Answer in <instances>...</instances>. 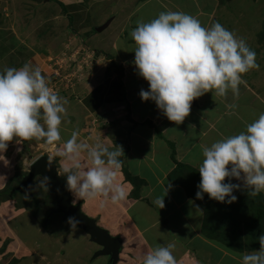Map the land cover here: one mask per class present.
<instances>
[{
    "label": "crops",
    "instance_id": "1",
    "mask_svg": "<svg viewBox=\"0 0 264 264\" xmlns=\"http://www.w3.org/2000/svg\"><path fill=\"white\" fill-rule=\"evenodd\" d=\"M246 1L0 0V71L31 62L54 90V69L62 60L78 78L72 90L56 92L68 101L61 142L49 145L44 138L10 142L3 153L8 163L0 161V185L9 182L6 172L15 171V165L8 166L11 160L23 162L27 175L41 155L56 164L59 175L67 176L66 161L56 153L78 131L79 142L102 143L110 150L122 146L125 153L119 171V182L128 192L125 200H81L70 191L71 203L121 240L115 264H142L148 251L168 243L175 245L176 264H242L245 253L260 249L264 224L259 221L249 230L252 217L242 216L243 209L230 216L224 204L208 194L197 199L196 193L203 147L245 131L264 113V49L254 37L262 36L264 27L257 26ZM165 11L190 14L207 28L216 18L215 23L246 40L260 66L243 74L238 96L229 90L226 96L208 92L194 100L183 124L170 121L155 102L142 100L141 89L150 86L133 63L137 45L130 33L138 22H150ZM81 158L87 162V153ZM42 181L37 176L31 186L38 190V206L1 203L0 225L6 235L11 231L10 246L19 254L14 264H109L105 247L87 230L80 226L72 230L70 216L52 213L55 194ZM225 182L241 185L235 195L250 194L242 180ZM259 195L256 208L264 207V192ZM158 197H165V208L154 203ZM243 200L238 198V204H245ZM236 216L244 222L232 223ZM52 217L61 221L47 220L49 228L46 219ZM61 222L64 227L52 228ZM34 231L37 238L29 240ZM47 239L58 244L55 249H45Z\"/></svg>",
    "mask_w": 264,
    "mask_h": 264
},
{
    "label": "clouds",
    "instance_id": "2",
    "mask_svg": "<svg viewBox=\"0 0 264 264\" xmlns=\"http://www.w3.org/2000/svg\"><path fill=\"white\" fill-rule=\"evenodd\" d=\"M130 35L137 45L133 63L150 86L141 89L140 97L155 102L176 124H183L193 101L208 92L226 96L231 90L238 96L243 74L260 67L256 52L244 38H237L219 22L204 27L196 17L182 11H165L150 22L140 21ZM67 103L49 87L40 67L31 62L0 71V161L8 163L3 153L14 140L20 143L44 138L49 145L61 142ZM78 137L79 132L73 131L56 153L66 161L68 190L81 200H125L128 192L119 182L120 157L125 154L122 146L110 150L102 143L91 146L79 142ZM84 152L87 162H82ZM202 154L197 199L203 200L208 194L220 203L236 202L234 192L241 185L225 182L233 178L242 180L252 196L264 192V113L245 131L204 146ZM47 181L44 177L42 186L48 187ZM154 203L165 208V197H158ZM68 223L77 230L80 221L69 217ZM258 240L260 249L245 253L242 264H264V234ZM174 248L172 243L157 246L142 257V264H176Z\"/></svg>",
    "mask_w": 264,
    "mask_h": 264
},
{
    "label": "rangeland",
    "instance_id": "3",
    "mask_svg": "<svg viewBox=\"0 0 264 264\" xmlns=\"http://www.w3.org/2000/svg\"><path fill=\"white\" fill-rule=\"evenodd\" d=\"M236 1H238V0H236ZM239 3L241 4V1H239ZM246 3H247V7H245V8L251 9L254 12V17L256 18L255 21H256V23H258L257 26H263L264 27V0H247ZM234 5L235 4H233V6ZM216 20L217 19L215 18L214 24H215ZM249 25H251V24H249ZM257 29H258V33H259L260 28L258 27ZM254 37H257L259 39L260 46L262 49H264V29L262 30V36H254ZM55 81H57V80L55 79L54 82ZM76 83L77 82H76L75 75L69 76V78L67 80L63 79V81L55 82L54 84L56 86L54 87V91L58 93L57 90H59L61 92H66L68 90H72L73 87L76 85ZM18 160H17V164H14V160H11V162L8 166H12V164H13V166L15 165V171L12 170V171L6 172L7 176L9 177L8 178L9 182H7L6 184L0 185L1 186L0 187V206H1V203H3L4 201H7L6 203H13V204H15V203L17 204V202H19V203H23V205H26L27 203L29 205L36 203L38 206V204L40 202L39 198L36 197V194H37L36 192H38V190L35 191V190H31V189L29 190L25 187H23V188L20 187V184L22 182L23 177L26 176L25 175L26 172H24V169H25L24 163L21 161H18ZM188 169L192 170L191 167H188ZM0 175L3 176L1 171H0ZM0 181H1V178H0ZM242 189L243 188H241V190ZM26 190L29 192H27ZM40 192L42 193L43 191H40ZM237 192L240 193V191H237ZM235 194H236V192H234V195ZM236 196L240 199H244L243 203H245V204H246V198H247V203L249 202L248 199L251 198L250 194H248L246 196L244 194L236 195ZM46 199H47V197H46ZM237 203H238V199L236 202H233L232 204H237ZM232 204H228L229 209H231L233 207ZM0 209H1V207H0ZM227 213L229 215V212H227ZM3 218L6 220H9L5 216ZM26 219H29V218L26 216ZM53 219L54 220L58 219V217H54V218L52 217V218L46 219V223H47L46 225H48L49 228H51V224L49 225V222L47 220L50 221ZM232 220L234 222L233 218H232ZM59 221H61V220H59ZM261 222H262V224H264V217L261 220ZM63 223L64 222H61V224L58 226H52V228L53 229L62 228V227H64ZM32 225L34 226V224H32ZM4 231H5L4 228L0 225V264H14L15 261L18 260L17 259L18 256H15V255H19V254L17 253L16 250H14L13 246L12 247L10 246L11 241L8 239V237L11 236L10 235L11 231H10V233L8 232V235H6ZM32 234H33L32 238L30 236L29 237L27 236L29 240H31L33 238H37L35 231ZM38 237H39V234H38ZM14 241L15 240H12V242H14ZM46 242H47V245H45L46 250H48V247H50V246H51L50 249L56 248V245H54V244H57V243H52V240H50V239H47Z\"/></svg>",
    "mask_w": 264,
    "mask_h": 264
},
{
    "label": "water",
    "instance_id": "4",
    "mask_svg": "<svg viewBox=\"0 0 264 264\" xmlns=\"http://www.w3.org/2000/svg\"><path fill=\"white\" fill-rule=\"evenodd\" d=\"M41 176L48 177L47 186L55 194L56 205L52 213H64L66 216L74 217L80 221L79 226L87 230L94 241L105 247L103 253L110 255L109 264H115L119 258L121 240L100 227L95 219L85 215L79 204L71 203V193L67 187V176L58 174L57 166L47 156L41 155L35 159L30 166L29 172L23 177L20 187L31 189L33 180Z\"/></svg>",
    "mask_w": 264,
    "mask_h": 264
},
{
    "label": "trees",
    "instance_id": "5",
    "mask_svg": "<svg viewBox=\"0 0 264 264\" xmlns=\"http://www.w3.org/2000/svg\"><path fill=\"white\" fill-rule=\"evenodd\" d=\"M127 176L130 178V174L129 173H127ZM250 196H251V198L248 199V201H249L248 203H250V204L247 203V198H246V204H238V203L237 204H232L233 207L231 209H229L228 204H226V203H222V204H224L223 206L225 207V209H227V212H229L230 216L231 215H235V212H237L238 209L239 210L243 209L242 216L252 217L251 220H249V223L245 222V223H247V228L249 230H252L251 228L254 227L256 225V223H258L259 221H261L263 219V217H264V207H260L259 206V207L256 208L254 206V204H257L256 203L257 198H260L261 195L252 196L250 194ZM238 216H240V215H238ZM236 218H237V216H236ZM236 218H234V222H233V220L231 222L235 223V224H238L239 221L244 222L243 218H241V220H239L238 218L236 219Z\"/></svg>",
    "mask_w": 264,
    "mask_h": 264
},
{
    "label": "built area",
    "instance_id": "6",
    "mask_svg": "<svg viewBox=\"0 0 264 264\" xmlns=\"http://www.w3.org/2000/svg\"><path fill=\"white\" fill-rule=\"evenodd\" d=\"M63 61H59L56 64V67L54 69V80L56 79L57 81H63V79H68L69 76L74 75L73 73H71L70 71H68L67 69H65L62 65ZM78 78H76V82H77ZM55 81V82H57Z\"/></svg>",
    "mask_w": 264,
    "mask_h": 264
}]
</instances>
